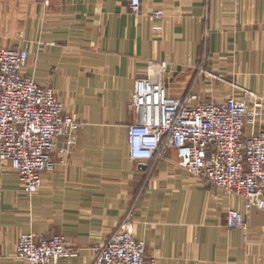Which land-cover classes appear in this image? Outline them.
Segmentation results:
<instances>
[{
    "label": "crops",
    "instance_id": "crops-1",
    "mask_svg": "<svg viewBox=\"0 0 264 264\" xmlns=\"http://www.w3.org/2000/svg\"><path fill=\"white\" fill-rule=\"evenodd\" d=\"M23 39L25 74L82 126L72 143L58 140L68 153L32 196L0 163V264H27L16 248L28 232L66 237L77 255L59 264H93L94 243L128 219L158 264H264L263 209L188 173L173 147L133 161L128 145L135 82L152 65L166 63L172 96L264 97V0H142L138 14L129 0H0V45ZM253 131H264V108ZM229 209L246 230L228 227Z\"/></svg>",
    "mask_w": 264,
    "mask_h": 264
},
{
    "label": "built area",
    "instance_id": "built-area-1",
    "mask_svg": "<svg viewBox=\"0 0 264 264\" xmlns=\"http://www.w3.org/2000/svg\"><path fill=\"white\" fill-rule=\"evenodd\" d=\"M141 5L142 0H129L134 14L140 13ZM153 14L158 18L163 13ZM29 56L28 43L0 45V163L16 171L24 193L32 196L41 189L44 173L54 169L55 155L68 153L58 140L69 137L72 143L82 123L65 113L52 87L25 74ZM166 69V63L152 65L136 79L131 107L138 119L129 126L130 158L149 160L173 147L188 173L243 199L246 210L254 206L264 210V131L245 134L246 125L260 120L264 97L248 88L241 89V97L232 93L220 101L193 92L172 96ZM226 221L228 227L246 230L241 211L229 209ZM146 247L128 219L111 237L94 243L93 264H158L146 257ZM75 255L77 250L59 233L49 237L23 233L16 248V259L27 264H59Z\"/></svg>",
    "mask_w": 264,
    "mask_h": 264
},
{
    "label": "rangeland",
    "instance_id": "rangeland-1",
    "mask_svg": "<svg viewBox=\"0 0 264 264\" xmlns=\"http://www.w3.org/2000/svg\"><path fill=\"white\" fill-rule=\"evenodd\" d=\"M22 44L21 45H19V46H16V47H23L24 46V44H26L27 42L26 41H24V39L22 40V42H21ZM190 94V93H189ZM188 95V94H187ZM199 95V94H198Z\"/></svg>",
    "mask_w": 264,
    "mask_h": 264
}]
</instances>
